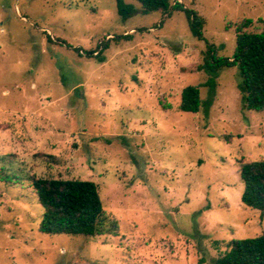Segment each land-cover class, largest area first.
<instances>
[{
  "label": "rangeland",
  "instance_id": "374dc122",
  "mask_svg": "<svg viewBox=\"0 0 264 264\" xmlns=\"http://www.w3.org/2000/svg\"><path fill=\"white\" fill-rule=\"evenodd\" d=\"M123 1L127 19L116 0H0V264H213L264 234L238 168L264 160V111L238 69L208 113L180 111L186 87L208 97L207 43L232 58L236 23L264 31V0H170L205 20L201 40L183 12ZM33 177L96 183L118 236L40 232Z\"/></svg>",
  "mask_w": 264,
  "mask_h": 264
},
{
  "label": "trees",
  "instance_id": "16d2710c",
  "mask_svg": "<svg viewBox=\"0 0 264 264\" xmlns=\"http://www.w3.org/2000/svg\"><path fill=\"white\" fill-rule=\"evenodd\" d=\"M141 13L161 12L167 17L174 12H183L192 35L203 39L205 20L195 11L170 0H136ZM118 14L127 19L137 12L134 6L116 0ZM243 20V22H241ZM236 23V49L232 58L220 55V48L207 43L203 63L199 70L207 75L204 86L208 97L201 100L200 87L188 86L181 94L180 111L198 113L203 108L208 113L218 87L217 79L225 68H237L238 85L247 109L264 111V31L250 32L252 20L242 19ZM108 43L100 46L101 52ZM100 52V53H101ZM94 52L88 56L93 57ZM98 54L96 58L102 62ZM230 138H226L229 142ZM239 175L243 184L241 202L244 206L260 212L264 217V160L240 162ZM39 203L44 209L40 232L73 236H118L119 224L104 210L99 187L92 181L31 178ZM228 249L213 260V264H264V234L247 239L232 240Z\"/></svg>",
  "mask_w": 264,
  "mask_h": 264
}]
</instances>
